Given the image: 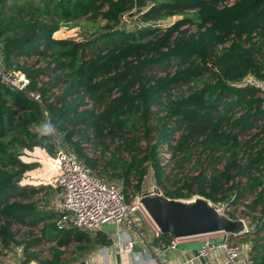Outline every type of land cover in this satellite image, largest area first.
Segmentation results:
<instances>
[{
    "label": "trees",
    "instance_id": "trees-1",
    "mask_svg": "<svg viewBox=\"0 0 264 264\" xmlns=\"http://www.w3.org/2000/svg\"><path fill=\"white\" fill-rule=\"evenodd\" d=\"M177 14L192 17L167 29L141 25ZM82 19L104 26L84 40L55 37L62 23ZM190 22L196 30L181 29ZM0 59L30 79L25 90L0 82L3 246L16 240V226L30 228L22 238L26 251L88 238L81 229L59 228L61 211L34 199L48 191L46 184L22 183L36 165L22 159L23 151L56 152L60 141L101 178L122 180L128 201L144 191L149 164L156 185L172 198L200 194L230 209L252 196L244 218L252 231L230 236L252 235L250 264H264V146L255 150L264 145V97L254 86L239 85L248 74L264 80V0H0ZM45 122L55 131L43 134ZM196 149L202 154L198 175L167 172ZM239 177L246 185L236 182ZM57 247L45 263L59 264ZM39 255L31 253L23 264Z\"/></svg>",
    "mask_w": 264,
    "mask_h": 264
},
{
    "label": "built area",
    "instance_id": "built-area-1",
    "mask_svg": "<svg viewBox=\"0 0 264 264\" xmlns=\"http://www.w3.org/2000/svg\"><path fill=\"white\" fill-rule=\"evenodd\" d=\"M0 82L18 90H25L30 84V79L23 71L8 69L0 61ZM239 85L254 86L261 91L264 97V80L253 74L246 75ZM30 95L36 99L40 98L39 94L34 91ZM56 153L58 165L56 186L60 190L61 198V215L57 220L59 228L76 227L81 230L97 231L104 224L113 222L118 226L123 225L135 229L142 243H146L149 228L158 234L161 233L145 216L140 201H128L121 187L101 178L67 145L59 141ZM22 159L25 162H37L30 159L25 160L23 156ZM22 183L37 185L43 182L33 180L28 171ZM219 205L223 206L222 209L226 213L228 209L221 203ZM3 222L0 220V226ZM230 235L232 234H224V239L220 243H212L209 238H206L198 250L199 255H208L217 249H223L230 263L250 264L251 260L244 255V245L232 243ZM118 243L133 249L136 241L119 235ZM178 243V239H172L169 246L174 249ZM22 251L21 247L18 248L19 253ZM145 254L151 256L150 252ZM0 264L5 263L0 262Z\"/></svg>",
    "mask_w": 264,
    "mask_h": 264
},
{
    "label": "rangeland",
    "instance_id": "rangeland-1",
    "mask_svg": "<svg viewBox=\"0 0 264 264\" xmlns=\"http://www.w3.org/2000/svg\"><path fill=\"white\" fill-rule=\"evenodd\" d=\"M189 13H193V12H189ZM186 17H192V15H171V16H165L161 19H156L153 20L151 22L148 23H142L141 25H154V26H160L163 27L164 29H167L168 27L173 26L174 24H176L177 21L184 19ZM129 18V17H128ZM127 23L129 24V26H133L135 22H131V19H127ZM140 25V24H139ZM104 26V21H93V20H88V19H82V20H78V21H74V22H69V23H62L61 25V29L60 31L57 32V34H55V37L57 38H72V39H76V40H84V39H88L90 37H94L96 36L100 30H102V27ZM190 28L192 31L196 30V25L191 23L189 25H183L181 29L184 28ZM1 61V59H0ZM2 63V62H1ZM256 133V130L253 131L250 134H246L244 136H241V141L244 142L245 140L249 139L250 136L252 134ZM255 142V141H254ZM143 146H146L145 141L142 142ZM261 146L264 145H260L257 146L255 150L260 149ZM89 147V146H88ZM166 145L162 151V155L164 156V160L163 163H167L169 157H170V153L168 151H166ZM36 148V149H35ZM32 149H25L23 151V157L25 160H35L37 162L35 167L33 169H31L29 172L32 175V179L37 181V182H43L46 184L47 186V190L42 191L41 193H38L36 196H34V199H43V200H49L50 204L49 207L51 208H60V198L58 196V189L56 187V180H57V175H58V165H57V153L56 152H51L48 149H43V148H38L35 147ZM113 148V146H112ZM35 149V150H34ZM29 150V151H27ZM88 153L90 156H93L95 151L92 148V146H90L88 148ZM107 156H110V154L108 153ZM202 157V154L200 153V149H196L194 152L193 157L185 162L182 166H177L175 165V163L171 164V166L169 165L170 168H168L167 172L168 173H172V175L177 174V177H191V176H196L199 174V159L200 157ZM149 169H148V173L145 177V181L143 184V190H150L152 189L154 186H158L156 185V181H155V176H154V169L153 167L149 164ZM219 168H222V165L219 166ZM104 178L108 181V182H114L116 183L119 187L122 188V180L118 179V180H111L109 176H104ZM172 178H176L172 177ZM236 182L241 183L243 185H246V179L245 178H238L236 180ZM133 183H136V180L133 179ZM38 185V184H37ZM131 193H133V190L131 189ZM140 197L141 194L139 193L138 195H136L134 198H132L135 201H140ZM233 198V200L236 198V194H234V196L231 197V199ZM231 199L228 201L229 203L231 202ZM252 200V196L249 198H239V201L234 203L231 202L230 203V209H228L227 211L229 213H232L236 216V218H242L244 219L246 217L245 211L247 210L246 205H248V203H250V201ZM42 205H45V203L41 200ZM225 204H227L225 202ZM225 204H223L225 206ZM223 207V206H222ZM256 216L260 215V212L255 214ZM145 216L147 217V219L151 222L150 217L147 215V213L145 212ZM248 218V217H247ZM249 219H252L249 217ZM246 220L247 224H248V230L252 231V226L250 227L249 225V221L247 219ZM257 221V220H256ZM256 222L254 221V227H256ZM14 230L17 231V237L16 240H13L10 245L8 247L3 246L1 240H0V262L1 263H5V264H18V257L20 255H22L24 253V250H27V245L24 244V240L22 239L27 238V234H28V228H23L22 226H16L14 227ZM25 235V236H24ZM246 238L248 239V241H246ZM246 238H242L241 237H237V238H233L232 241L238 244H243L246 243L247 245L249 244V248L252 245V242L250 239H253V236L251 235L250 237H246ZM22 248L23 251L21 253L18 252V248ZM43 248V252L41 253V259H38V261H35L36 264H48L44 262V259L50 260L48 257H50V250L48 249V246H42ZM71 250V249H69ZM43 259V262H41V260ZM24 262V261H23ZM23 264V263H22Z\"/></svg>",
    "mask_w": 264,
    "mask_h": 264
},
{
    "label": "crops",
    "instance_id": "crops-1",
    "mask_svg": "<svg viewBox=\"0 0 264 264\" xmlns=\"http://www.w3.org/2000/svg\"><path fill=\"white\" fill-rule=\"evenodd\" d=\"M57 189L59 190L58 187ZM58 196L60 198V190ZM55 209L60 210V208ZM22 227L28 228L26 226ZM69 228L72 227L65 229ZM29 230L30 228H28V232ZM148 230L146 243H142L135 229L109 222L97 231L83 230L88 234V238L83 239V241H73L69 245L60 248L54 242L30 247L28 251L24 250V253L18 257V264H22L34 252L40 255L34 256L28 264H36L35 261L41 259L42 246H48L50 250V257L48 258L50 260L53 259L52 247L61 250L62 255L59 264H124L125 260L130 261V264H136L135 254L137 253L141 254L145 261H155V264H232L228 261V255L223 249H217L208 255H199L198 253L199 247L204 244L206 238H209L212 243H220L223 241L225 233L181 239L177 247L173 249L169 246L170 242L168 243L165 239L160 238V234L153 231L152 228ZM119 235L127 239H134L136 241L134 248L130 249L119 244ZM231 242L235 243L232 239ZM242 245H244L245 257L251 260V247L249 248V244L246 243ZM147 252H150L151 256H147L145 254ZM41 262H43V259Z\"/></svg>",
    "mask_w": 264,
    "mask_h": 264
},
{
    "label": "water",
    "instance_id": "water-1",
    "mask_svg": "<svg viewBox=\"0 0 264 264\" xmlns=\"http://www.w3.org/2000/svg\"><path fill=\"white\" fill-rule=\"evenodd\" d=\"M140 204L155 227L173 239L218 233L239 236L249 231L244 219L229 216L219 204L200 194L172 198L154 186L141 193Z\"/></svg>",
    "mask_w": 264,
    "mask_h": 264
},
{
    "label": "clouds",
    "instance_id": "clouds-1",
    "mask_svg": "<svg viewBox=\"0 0 264 264\" xmlns=\"http://www.w3.org/2000/svg\"><path fill=\"white\" fill-rule=\"evenodd\" d=\"M42 133L43 134H50L55 131L54 125L51 123H42L41 125ZM135 261L136 264H155V261L147 262L143 259L142 255L137 253L135 254ZM124 264H130V261L125 260Z\"/></svg>",
    "mask_w": 264,
    "mask_h": 264
}]
</instances>
